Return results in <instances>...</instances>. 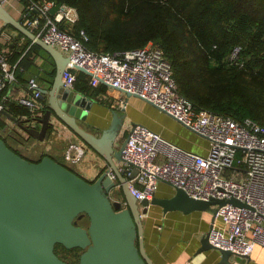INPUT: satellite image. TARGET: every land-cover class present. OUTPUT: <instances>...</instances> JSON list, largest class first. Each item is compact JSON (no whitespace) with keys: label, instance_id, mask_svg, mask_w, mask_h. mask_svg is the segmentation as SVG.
Listing matches in <instances>:
<instances>
[{"label":"built area","instance_id":"built-area-1","mask_svg":"<svg viewBox=\"0 0 264 264\" xmlns=\"http://www.w3.org/2000/svg\"><path fill=\"white\" fill-rule=\"evenodd\" d=\"M0 3L10 12L17 11L36 37L68 57L62 72L64 87L73 89L77 71L83 68L92 86L103 83L138 95L207 139L208 151L200 154L169 141L145 124H130L117 167L127 177L137 200L150 199L160 180L196 198L234 197L248 206H218L208 230L209 241L249 259L257 246L264 248V125L251 118L238 121L225 114L196 109L179 93L172 64L163 49L151 41L143 47L112 53L86 48L83 41L88 37L83 29L76 38L60 26L63 21L78 19L77 8L71 4H57L55 0ZM238 50H233V56ZM15 81L14 68L5 54H0V104L15 100L31 111L44 107L34 78L28 80L29 96L4 94L3 89ZM120 107H124L122 99ZM72 147L78 145L73 143ZM134 168L136 173L129 177ZM106 172L116 178L110 167Z\"/></svg>","mask_w":264,"mask_h":264},{"label":"water","instance_id":"water-1","mask_svg":"<svg viewBox=\"0 0 264 264\" xmlns=\"http://www.w3.org/2000/svg\"><path fill=\"white\" fill-rule=\"evenodd\" d=\"M0 20L36 42L55 61L50 87L37 86L42 92L41 99L47 95V105L18 118L0 104V114L13 121L28 137L39 141H44L48 127L63 124L80 144L101 155L107 161L106 169L110 167L116 175L113 179L104 169L95 178L88 179L50 154H44L38 161L31 160L12 149L0 136V264H73L56 253V244L82 249L74 264H155L144 244L142 215L150 205L159 206L163 212L210 211L215 205L210 212L211 221L218 206L226 203L248 206L234 197L196 198L172 186L169 196L154 194L150 199L137 200L115 161L122 160L121 150L127 139L116 148L115 142L124 124V107L120 108L121 112L113 110L111 123L100 131L84 127L79 120L86 119L92 102L63 86L62 72L68 57L36 37L21 17H16L1 3ZM135 173L134 168L129 177ZM116 191H121L119 196ZM84 214L89 217L87 226L77 223V218ZM200 242L198 251L214 248L220 252L219 264H236V254L212 244L209 232Z\"/></svg>","mask_w":264,"mask_h":264},{"label":"trees","instance_id":"trees-1","mask_svg":"<svg viewBox=\"0 0 264 264\" xmlns=\"http://www.w3.org/2000/svg\"><path fill=\"white\" fill-rule=\"evenodd\" d=\"M55 2H65L77 8L78 19L63 21L60 26L76 38H80V30L83 29L88 37L83 41L86 48L112 53L143 47L151 41L163 49L172 64L179 93L188 98L196 109L225 114L238 121L251 118L264 125V0ZM5 26L16 29L10 24ZM18 33L26 37L22 32ZM32 46L38 47L36 43ZM236 47L239 50L233 56ZM24 49L13 46L5 54L7 61L15 65L16 78L22 83L28 82L24 70L33 65L29 56L31 52ZM52 73L54 66L51 78ZM86 77L87 74L79 70L77 79L85 88L87 86L88 94L97 95L109 87L103 83L90 86ZM9 86L3 89L4 94ZM4 106L18 118L33 112L15 100H8ZM6 118L0 114V136L23 155L8 142L9 137L15 140L23 137L10 128ZM51 130V126L48 127L46 136ZM44 154L49 153L35 159L23 156L38 161ZM77 223L87 226L88 215L77 218ZM55 251L74 264L78 262L82 249H67L56 244Z\"/></svg>","mask_w":264,"mask_h":264},{"label":"crops","instance_id":"crops-1","mask_svg":"<svg viewBox=\"0 0 264 264\" xmlns=\"http://www.w3.org/2000/svg\"><path fill=\"white\" fill-rule=\"evenodd\" d=\"M11 13L16 17H21L17 11L11 10ZM33 43L36 42L27 36L20 35L16 29L6 27L0 20V54H7L13 49V46L18 49L25 48V52L29 50L33 65L24 70L25 77L28 80L34 78L38 86L48 89L51 84V69L53 66L55 67V61L37 43L38 47H33ZM10 65L15 71V65L11 63ZM85 73L87 74V72ZM86 79L88 82V74ZM81 82L77 79L73 89L75 92L83 94L87 101L91 100L92 102L87 109L86 119L79 120L89 130L98 132L101 128L107 127L111 123L113 110L120 111V100L124 101V124L126 123V125H122L115 142L117 149L124 141L129 125L132 122H137L145 124L164 138L185 149L200 154L207 153L208 141L204 136L182 124L154 104L138 95H127L125 92L111 87H106L104 92L97 95L88 94L86 93L87 86L85 88ZM87 84L92 86L89 82ZM8 85L10 86L6 90V94L30 95L31 89L28 88L27 81L18 82L16 78L14 83ZM40 100L42 105L48 104L47 95ZM6 122L10 128L17 131L18 127L13 121L6 118ZM56 127L52 128L51 133L45 137L44 141L28 137L22 129V131L19 129L24 139L15 140V138L9 137L8 142L29 158L35 159L43 153H49L88 179L95 178L99 172L106 169L107 161L101 155L90 147L80 144V141L73 136L72 131L63 124ZM73 143H76L78 148H70ZM115 161L117 165L121 162L119 159ZM171 192V185L164 181L158 182L155 195L166 197L171 195ZM152 206H154L153 209L151 211L148 209V212L142 215V219L145 248L155 264H219L220 252L217 249L198 251L201 237L208 232L211 225L212 214L210 212L203 210L163 212L159 206ZM255 249L254 251L261 250L264 253V248L257 246Z\"/></svg>","mask_w":264,"mask_h":264},{"label":"rangeland","instance_id":"rangeland-1","mask_svg":"<svg viewBox=\"0 0 264 264\" xmlns=\"http://www.w3.org/2000/svg\"><path fill=\"white\" fill-rule=\"evenodd\" d=\"M19 129L20 128L18 127L17 128L18 136H23L20 132L21 129L20 130ZM153 207L154 206L150 205L149 210L151 211ZM215 207H216L215 205H212L210 211L208 212H211ZM235 261H238L240 264H246L248 261H249V264H264V253L261 250L254 251L253 254L250 256V259L244 256L236 255Z\"/></svg>","mask_w":264,"mask_h":264},{"label":"flooded vegetation","instance_id":"flooded-vegetation-1","mask_svg":"<svg viewBox=\"0 0 264 264\" xmlns=\"http://www.w3.org/2000/svg\"><path fill=\"white\" fill-rule=\"evenodd\" d=\"M120 193H121V191H116V192H115V194H116L117 196H119Z\"/></svg>","mask_w":264,"mask_h":264}]
</instances>
